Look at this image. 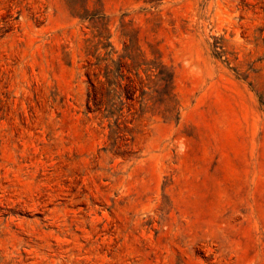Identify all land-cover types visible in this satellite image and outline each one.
Wrapping results in <instances>:
<instances>
[{"label": "rangeland", "instance_id": "1", "mask_svg": "<svg viewBox=\"0 0 264 264\" xmlns=\"http://www.w3.org/2000/svg\"><path fill=\"white\" fill-rule=\"evenodd\" d=\"M85 9L115 50L121 18L158 50L178 118L110 148L85 107L91 23L66 0H0V264H264V0Z\"/></svg>", "mask_w": 264, "mask_h": 264}, {"label": "trees", "instance_id": "2", "mask_svg": "<svg viewBox=\"0 0 264 264\" xmlns=\"http://www.w3.org/2000/svg\"><path fill=\"white\" fill-rule=\"evenodd\" d=\"M86 1L66 0L74 17L91 23L93 82L85 107L106 122L110 148L120 140V134L132 131L127 125L145 116L176 122L178 110L173 77L162 63L158 50L148 44L147 56L138 45L137 32L122 18L118 24L121 49L115 50L109 42L107 20L97 10L87 13ZM221 49L222 45L214 40L212 51L217 58L223 55Z\"/></svg>", "mask_w": 264, "mask_h": 264}]
</instances>
